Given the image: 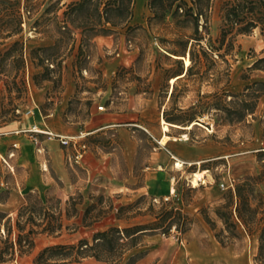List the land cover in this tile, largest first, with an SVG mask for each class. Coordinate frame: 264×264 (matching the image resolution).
Returning <instances> with one entry per match:
<instances>
[{
  "label": "rangeland",
  "instance_id": "obj_1",
  "mask_svg": "<svg viewBox=\"0 0 264 264\" xmlns=\"http://www.w3.org/2000/svg\"><path fill=\"white\" fill-rule=\"evenodd\" d=\"M80 1L0 0V126L30 113L54 128L85 127L95 102L113 109L115 98L133 96L122 124L85 139L88 149L100 143L115 151V171L108 177L90 172L84 158L65 160L67 146L48 134L68 179L44 159L35 171L43 180L29 189V166L0 155V264H257L258 235L239 222L235 190L248 180L251 203L264 204V28L238 33L219 55L207 44L219 34L224 0H212L204 27L202 18L174 16L175 5L156 0H134L130 17H109L115 25L99 19L94 0L82 9ZM192 45L191 71L172 83L184 61L171 53ZM165 112L202 124L168 130L189 139L172 158L175 191L154 194L144 186L156 182ZM185 155L191 164L175 166ZM200 169L206 181L194 186L191 173ZM229 178L233 186H223Z\"/></svg>",
  "mask_w": 264,
  "mask_h": 264
},
{
  "label": "crops",
  "instance_id": "obj_2",
  "mask_svg": "<svg viewBox=\"0 0 264 264\" xmlns=\"http://www.w3.org/2000/svg\"><path fill=\"white\" fill-rule=\"evenodd\" d=\"M117 54H119V52ZM120 63H122V61H119L117 66L111 67L113 68L112 72L116 71ZM183 70L184 67L182 71ZM119 93H122V91H119ZM134 99L136 98L129 95L126 96V98H115V108L112 109L113 104H109L106 105L104 110H101L103 108L102 104H96L95 102L91 107L90 119L85 127H81L76 123L68 124L64 122L63 124H57L54 128L47 124L45 116L38 122L37 118L30 113L28 115H19L16 119L0 126V155L5 157L8 156L11 160L15 161L17 165L29 166V176L26 180V187L29 189L39 187L40 184L38 183L43 180V178H41L42 176H36L35 171L38 169V172L42 173L45 169V162L43 163L44 159L50 162V165L56 168L59 177L66 181V179H68V174L66 171L64 172L59 156H54L52 153L53 148H55V142H50L49 139L51 136H49L47 132L52 131L60 135H81L83 140L97 132H112L116 126L122 124L121 120L123 117L128 116L129 109L131 107L134 108V106L131 105V101ZM181 129L186 130L191 128ZM161 135L156 137L158 142ZM57 139L60 142V139ZM181 139L182 138L170 139L166 144L156 145V153H160V156H156V182L152 181V179L148 180L146 186H144L147 191L154 194H165L168 190L170 191L172 185L171 176L173 174L171 172L173 169L172 158L178 156L181 152L180 150L184 146V142ZM61 148L65 160L66 154L70 151L69 149H72L71 152L74 151V147L71 145L67 146L65 149L62 146ZM161 148L166 149L161 151ZM12 152L13 154H10ZM114 155L115 151L112 149L108 150L106 145H100L99 143L93 148L89 147L82 162L87 166L90 172L102 170V172L109 177L110 173H108V171L111 173L115 171ZM184 157L186 162L178 158L182 165L177 166L176 163L178 159H176L175 166L186 168L191 164L192 155H185ZM41 164H44L42 171L40 170ZM32 165L35 166L34 169ZM58 167H61V170H59ZM160 173H162L163 176L159 179L157 177H159Z\"/></svg>",
  "mask_w": 264,
  "mask_h": 264
},
{
  "label": "trees",
  "instance_id": "obj_3",
  "mask_svg": "<svg viewBox=\"0 0 264 264\" xmlns=\"http://www.w3.org/2000/svg\"><path fill=\"white\" fill-rule=\"evenodd\" d=\"M86 1L87 0H81L78 3V8L82 9ZM133 1L134 0H94L95 14L99 16V19L100 17L106 18L107 21L115 25L117 23L109 17L113 15L121 19L130 17L133 14ZM103 2L106 3V6L101 10L100 4ZM156 2H159L160 5L165 4L168 9L175 5V10L173 12L174 16L181 14L180 10H183L184 14H188L195 18L197 23H199V19L202 18L203 27L208 25L210 20L212 0H190L191 4L188 0H156ZM183 4L185 7H183ZM221 11L222 22L220 24L219 34L215 38L211 37L207 44L208 48L218 51L217 53L219 55H223L221 52L222 49L226 48L229 50L234 45L238 33L248 32L259 25L264 28V0H224ZM196 38L200 40L199 37ZM196 42L200 44V41ZM200 45L201 47L198 49L206 54L207 50L202 44ZM195 47V45H192L190 48L191 64L188 66L187 72L191 71L193 66L192 63L195 61V56L197 55ZM164 115L167 120L177 122L176 118L170 116L167 112H165ZM247 178L249 179L251 176ZM252 189V183L248 180L237 184L235 190V194L238 198L236 205L237 217L248 233L258 235L259 247L255 259L257 264H264V204L258 206L251 203L250 195ZM258 213H261L259 217L257 216ZM110 230L116 232L120 231L117 226H113ZM108 231L109 230H103L99 233L105 235ZM32 232H34L33 228H31L28 233L29 247H32L34 244V238L31 236ZM18 243L21 249L23 245L21 242V234H19ZM85 243L87 244V242ZM9 246H12V244H9ZM60 246L63 247L64 244ZM0 259H4V250H0Z\"/></svg>",
  "mask_w": 264,
  "mask_h": 264
},
{
  "label": "bare ground",
  "instance_id": "obj_4",
  "mask_svg": "<svg viewBox=\"0 0 264 264\" xmlns=\"http://www.w3.org/2000/svg\"><path fill=\"white\" fill-rule=\"evenodd\" d=\"M171 54L174 57L182 58L183 61H184V70L181 73L172 75L170 77V81L172 83H174L175 80L179 76L183 75L186 72L188 66L191 64V57H190V53L189 52L187 54H183V55L182 54H175V53H171ZM161 123H162V128H163L164 132L160 136L159 142L161 144H166L170 139H177V138L188 139L189 138V134H188L187 131L181 132L180 136H173L170 133H168V130H170L172 126L178 127V128H192L195 124L201 123V121H199L198 119H193L192 121H190L187 124H181V123H178V122L169 121L166 118L162 117L161 118ZM176 165L177 166H181L182 163L178 160ZM206 171H207V169H200V170H195V171H193L191 173L192 174L191 181H192V184L194 186H197L198 184H200V180H202V182L206 181L205 176H204V173Z\"/></svg>",
  "mask_w": 264,
  "mask_h": 264
},
{
  "label": "built area",
  "instance_id": "obj_5",
  "mask_svg": "<svg viewBox=\"0 0 264 264\" xmlns=\"http://www.w3.org/2000/svg\"><path fill=\"white\" fill-rule=\"evenodd\" d=\"M102 107V106H100ZM50 135H55L60 139V142L66 146H73L74 147V151H68V153L66 154V159L69 162H81L82 159L84 158L88 147H87V143L85 140L82 139L81 135H60V134H56L53 133L52 131L47 132ZM264 150V147L262 148ZM10 154H13L10 153ZM3 159L6 163H9L7 158L3 156ZM223 186L228 187L229 185L233 186V178H229L228 182H222ZM175 191V187L173 189V187L170 188V193H173ZM168 196H166L167 198Z\"/></svg>",
  "mask_w": 264,
  "mask_h": 264
}]
</instances>
